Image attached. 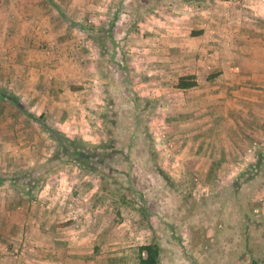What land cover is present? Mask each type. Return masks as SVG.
I'll list each match as a JSON object with an SVG mask.
<instances>
[{
  "label": "rangeland",
  "instance_id": "1",
  "mask_svg": "<svg viewBox=\"0 0 264 264\" xmlns=\"http://www.w3.org/2000/svg\"><path fill=\"white\" fill-rule=\"evenodd\" d=\"M35 4L55 10L50 19L66 29L25 42L36 56L22 62L14 39L0 44V197L14 196V264H29L40 242L33 232L43 228L80 247L83 264H141V247L153 244L164 249L159 264H264V123L257 138L230 141L240 170L208 171L214 134L192 122V107L176 106L186 95L171 91L168 52L162 43L139 50L142 40L168 44L178 30L185 38L212 26L219 38L216 26L264 24V0ZM236 66L262 74L264 52ZM202 138L207 147L196 152ZM77 149L95 171L78 164ZM30 207L36 222L24 217Z\"/></svg>",
  "mask_w": 264,
  "mask_h": 264
},
{
  "label": "crops",
  "instance_id": "2",
  "mask_svg": "<svg viewBox=\"0 0 264 264\" xmlns=\"http://www.w3.org/2000/svg\"><path fill=\"white\" fill-rule=\"evenodd\" d=\"M77 8L75 7V10ZM259 10L260 12L263 11L261 8ZM53 12L55 13V10H51L50 7L36 5L35 0H14V2L10 0L6 6L0 4V13H2L0 19L7 17L14 21V23L4 22L3 25H0V44L14 39V58L16 61L22 62L25 57L28 60L34 58L36 56L35 53L32 54L34 50L24 49L25 42L31 45L46 38L43 35L44 29L48 30V36L52 39H57V36L60 38L65 32L64 25L61 26L59 21L50 19L54 16ZM196 20V18L192 19V21ZM230 25L216 26L218 34H220L219 38L213 36L212 26L207 27L206 30L200 29L195 34H192V32H196L192 28L185 38L180 36L179 30L174 32L176 34L170 37L169 45L166 43V39L160 40L159 43L153 42L152 45L147 40H142L140 44L144 48L139 49L140 51L148 49L152 54L162 43L165 51L168 52L170 63L164 64L165 59L162 69H169L170 71V77L167 79H171V91L176 92L177 96L179 94L186 95V100H178L176 106L179 107V103H183L186 108L192 107V112H194L192 122L206 126L205 128L208 129H205V135L214 134V139L209 145V151L205 154L211 157L208 171L213 170L216 173L224 167L227 168L226 172L234 173L236 168L240 170L231 159V154L238 156V152L235 151V147L230 141L257 138L258 129L255 124L264 123V73L260 74L254 71L239 73L240 68L238 66L231 67L233 61H240L243 57L257 58L261 52H264V24L252 25L251 23L250 26H244L239 23ZM9 35L11 36L9 37ZM157 52L160 54L159 51ZM172 54L176 56L172 58ZM144 55L146 56V53ZM200 55L205 56L202 57L205 62L201 58L197 59ZM175 61L178 62L175 63ZM182 77H192L197 85L187 90L179 89L178 84ZM26 83L28 85L30 80L27 79ZM156 83L157 86L161 87L157 81L153 85ZM163 87L162 84L161 89H164ZM259 87H261V91L258 89ZM157 88L155 87V90ZM200 105L202 112L199 111ZM261 108L263 112L259 114L258 109ZM201 115V120H195ZM182 117L184 115L181 113H176L174 116L175 120ZM238 124L246 126L239 127ZM202 140L204 143L197 142L194 145L196 152L198 147L201 148L208 144L204 138ZM221 140H225L226 145L222 144ZM177 152L181 153L180 149ZM196 156L194 155V157ZM32 209L30 207V212L24 217H27L29 222H36L34 216L38 215V212ZM50 233H47L44 228L42 232L40 230L33 232V236L40 242L35 247L37 251L32 254L33 256L29 259V256H26L27 263L54 264L51 258L56 257L58 264H83V254L80 247L76 246L70 250L67 246L52 239ZM12 243H14V196L7 199L0 197V264H14L13 257H11L12 251L9 250ZM55 253L56 256H54Z\"/></svg>",
  "mask_w": 264,
  "mask_h": 264
},
{
  "label": "trees",
  "instance_id": "3",
  "mask_svg": "<svg viewBox=\"0 0 264 264\" xmlns=\"http://www.w3.org/2000/svg\"><path fill=\"white\" fill-rule=\"evenodd\" d=\"M196 85L197 83L193 81L192 77H182L179 80L178 88L187 90V89L195 87ZM75 153H76V158H77V162L79 165L81 166L83 165L84 167L92 171L96 170L94 167H91L90 165H86L88 156L83 150L82 152H80L77 149ZM163 252H164V249H162V247L158 244L143 246L140 249V262L141 264H159L162 258ZM143 253L145 254L144 257L141 256L143 255Z\"/></svg>",
  "mask_w": 264,
  "mask_h": 264
}]
</instances>
